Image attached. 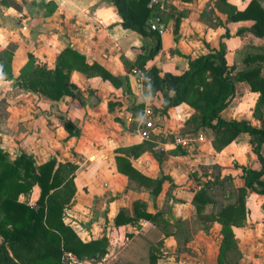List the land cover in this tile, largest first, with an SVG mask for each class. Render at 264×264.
<instances>
[{"label":"crops","instance_id":"1","mask_svg":"<svg viewBox=\"0 0 264 264\" xmlns=\"http://www.w3.org/2000/svg\"><path fill=\"white\" fill-rule=\"evenodd\" d=\"M256 1L264 11V0ZM248 2L149 0L147 23L158 29L160 49L143 68L179 74L189 58L218 49L220 42L231 75L255 66L243 58L264 49V36L253 33L250 20L228 17L230 10L242 11ZM153 45L152 35L121 26L110 0H0V149L9 159L23 153L35 166L49 159L75 165V192L61 220L81 242L104 238L107 243L102 254L82 264H264V196L247 191L246 218L242 225L230 226L234 245L221 256L222 226L207 219L234 201L228 193L243 185L241 167L259 169L254 152L258 136L240 133L215 150L212 130L197 127L198 112L192 107L180 103L161 113L160 94L143 95L131 73L140 68L137 57L147 55ZM65 47L81 53L87 64L97 63L115 82L71 70L72 95L57 100L19 85L17 76L29 62L28 54L33 65L53 68ZM257 64L264 76V61ZM173 96L168 92L169 99ZM257 97L245 82H234V95L219 116L258 127L252 116ZM144 120L151 127L142 138ZM187 134L201 140L186 147L174 144ZM142 142L152 149L136 155L127 150ZM258 152L264 159V141ZM115 155L126 157L146 177L162 178L158 194L118 172ZM215 176L228 188H209L213 201L197 211L194 193ZM37 196L33 186L18 200L33 205ZM134 210L152 218L136 217ZM119 211L131 222L115 225Z\"/></svg>","mask_w":264,"mask_h":264},{"label":"trees","instance_id":"2","mask_svg":"<svg viewBox=\"0 0 264 264\" xmlns=\"http://www.w3.org/2000/svg\"><path fill=\"white\" fill-rule=\"evenodd\" d=\"M110 1L121 18L123 28L140 35L150 34L154 38L153 48L147 55L137 57L139 67L143 68L144 61L155 56L160 49L159 33L150 30L147 23L150 14L147 6L149 0ZM228 17L231 21L250 20L253 33L258 37L264 36V11L256 0H249L242 11L230 10ZM224 53V44L220 42L218 49L189 58L187 69L179 74L160 73L158 68L151 66L145 69L149 80L142 87L145 96L160 94V112L163 114L169 107L180 103H186L196 110L197 127L212 130L211 146L215 150L226 146L240 133L258 136L254 152L260 163L259 169L241 167L243 185L229 190L228 193L229 198L234 194V201L221 205L214 214L207 217L222 226L223 238L219 256L234 245L230 226L242 225L246 218L244 200L247 191L264 196V159L258 152L260 143L264 141V76L257 64L264 61V49L243 58L244 63H256L255 66L237 71L233 75L232 69L226 65ZM28 59L29 62L17 76L19 85L50 100L72 95L69 83L71 70L84 74L96 73L102 79L115 82L101 66L97 63L87 64L85 57L70 47L60 51L53 68H47L44 64L33 65L31 54H28ZM238 81L245 82L250 91L258 93L252 110V116L260 123L258 127L245 121L225 120L219 116L233 97L234 82ZM170 91L174 94L172 99L168 97ZM62 123L70 132L69 124L65 121ZM145 149L151 150L152 144L137 143L127 150L136 155ZM178 152L184 153L182 150ZM114 160L118 172L149 188L152 195L158 194L162 178L152 179L142 175L124 156L115 155ZM74 169V164L57 162L55 159L35 166L32 159L23 153L9 159L7 153L0 149V264H61L63 251L71 253L81 261L96 258L105 251L107 243L104 238L81 242L61 220V211L75 192L72 182ZM215 184L220 189L228 188L221 183L218 176L206 181L192 198L197 211L199 205L213 201L208 189ZM33 186L38 188L35 203L29 205L19 201L18 196L28 193ZM261 207L264 210V199ZM134 216L152 218L150 214L135 210ZM131 219L119 211L115 215L114 224L131 222Z\"/></svg>","mask_w":264,"mask_h":264},{"label":"built area","instance_id":"3","mask_svg":"<svg viewBox=\"0 0 264 264\" xmlns=\"http://www.w3.org/2000/svg\"><path fill=\"white\" fill-rule=\"evenodd\" d=\"M154 2L155 0H150V3ZM149 29L152 31H158V29L153 24L149 25ZM131 73L134 75L141 88L143 87V83L149 80V77L146 74V70L144 68H133L131 70ZM141 124L142 125L139 134L142 138H145L147 135V129L151 127V123L149 121L144 120ZM194 140H201V136H193L192 134H187L176 138L174 140V144L179 145L181 147H186L191 144V142ZM61 264H82V261L76 258L71 253L63 251L61 255Z\"/></svg>","mask_w":264,"mask_h":264}]
</instances>
